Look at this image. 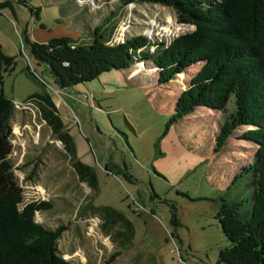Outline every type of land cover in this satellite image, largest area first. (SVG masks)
<instances>
[{"label":"rangeland","instance_id":"1","mask_svg":"<svg viewBox=\"0 0 264 264\" xmlns=\"http://www.w3.org/2000/svg\"><path fill=\"white\" fill-rule=\"evenodd\" d=\"M26 1L29 6L14 0L15 16L8 8L0 10V46L16 62L15 69L5 74L1 88L15 105L10 158L23 188L20 208L36 200L52 203L34 218L51 229L67 224L57 248L72 263L223 264L218 260L219 250L229 246V241L215 218V203L202 199L211 195L212 189L207 182V165L216 172L210 175L212 179L219 174L217 180L225 182L227 176L248 163L256 146L237 139L238 132H243L239 129L221 151H213L221 113L197 107L161 139L164 155H154L153 149L167 120L165 112L174 110L177 97L201 65L195 64L168 83L159 84L158 70L151 63L138 62L131 74H143L152 81L145 77L132 82L127 76L118 82L112 77L117 71H111L87 84L63 89L22 41L25 35L37 42L63 36L88 40L97 26L108 33L112 30L111 40L117 43L139 34L152 41H171L192 31L194 25L180 23L172 8L159 4ZM45 91L56 100L79 158L95 169L98 189L94 192L73 173L62 144L36 106L27 101L32 94ZM228 107L232 109V101ZM176 136L183 140V136H192L189 149H183ZM173 140L183 147L177 144L174 155ZM202 140L207 141V152H203L206 145ZM124 163L133 178H124ZM222 182L214 180L218 189ZM97 206L124 212L132 224L131 231L124 229L129 244L115 243Z\"/></svg>","mask_w":264,"mask_h":264},{"label":"trees","instance_id":"2","mask_svg":"<svg viewBox=\"0 0 264 264\" xmlns=\"http://www.w3.org/2000/svg\"><path fill=\"white\" fill-rule=\"evenodd\" d=\"M17 1L29 6L26 0ZM127 2L168 6L176 12L180 23L192 24L194 29L171 41H152L139 34L117 43L111 40L112 30L108 33L100 26L94 28L88 40L75 41L63 36L37 42L25 35L22 41L27 42L36 62L45 65L55 84L63 89L87 84L111 71H117L112 77L119 79L123 75L129 81L139 82L147 76L131 74L138 62L151 63L158 70L159 84L168 83L195 64L201 65L177 97L174 110L165 112L167 120L153 144L154 155L161 153L160 141L172 126L197 107L221 113L213 151H221L228 138L236 130H242L237 139L256 146L250 160L227 176L225 182L217 180L219 174H215V178L207 181L211 195L202 199L215 203V218L229 241V246L219 250V262L264 264V0H125L124 3ZM2 8L16 15L14 0H0ZM36 11L38 16L40 10ZM15 64V58L6 55L0 46V264H77L64 258L57 248L67 224L51 229L35 221L36 212L51 208L49 200L31 201L20 208L23 188L10 158L15 105L1 88L5 74L11 73ZM27 101L36 106L41 119L62 144L79 181L85 182L91 191L97 190L95 169L77 157L73 137L64 129L53 96L47 91L34 93ZM231 101L232 109L228 107ZM226 111L229 113L222 116ZM181 137L184 148L189 149L192 136H183L184 140ZM201 142L206 145L203 152H207V141ZM123 168L124 178L131 177L126 165ZM213 172L211 169L209 174ZM214 180L222 182L223 187H215ZM107 219L112 223L107 231L119 225L124 244H129L126 231H131L132 224L124 214L112 209ZM175 222L173 219L172 223Z\"/></svg>","mask_w":264,"mask_h":264},{"label":"crops","instance_id":"3","mask_svg":"<svg viewBox=\"0 0 264 264\" xmlns=\"http://www.w3.org/2000/svg\"><path fill=\"white\" fill-rule=\"evenodd\" d=\"M122 79H121V78ZM135 78V77H134ZM119 79H121V80H119ZM119 82H122L123 80H124V78H123V75L122 76H119ZM79 86V85H78ZM75 88V87H74ZM56 101V100H55ZM56 103V102H55ZM56 106H57V103H56ZM59 111V110H58ZM59 113H60V111H59ZM61 115V114H60ZM172 129V128H171ZM174 139H180V138H178V136H176ZM73 141H74V139H73ZM178 145H180L181 147H182V143H180V142H178L177 143ZM177 144H175V141L173 140V145H172V147H174V153H173V155L174 154H176L177 152L175 151V148H176V146H177ZM161 145V144H160ZM160 145H159V149H160ZM74 146H75V149H76V145H75V142H74ZM179 146V147H180ZM183 148V147H182ZM183 149H186V148H183ZM185 151V150H184ZM65 152V151H64ZM76 152H77V149H76ZM160 154H158V155H164L165 153L164 152H162L161 150H160ZM179 153H182V152H179ZM76 155H77V157L79 158V156H78V154L76 153ZM203 156H206V157H208L209 155L207 154V155H203ZM80 159V161L81 162H83V163H85V164H87V165H90V163L87 161V160H84V159H81V158H79ZM207 161L206 162H208V159H206ZM123 165H125V163L123 164ZM209 165V164H208ZM207 165V167H208V169H207V181H209V180H211L212 178H211V174H209V172L211 171V169L213 168V167H209ZM90 166H92V165H90ZM73 169V168H72ZM73 173H75V175L77 176V174H76V172L73 170ZM131 177L133 178V175H131ZM214 184V183H213ZM215 186V185H214ZM215 187H217V186H215ZM222 188V187H221ZM91 191V190H90ZM91 192H94V191H91ZM97 208H98V211L99 212H103V218H104V221H105V223L109 226L110 224H112V223H108V219H107V214H109V213H112V209L113 210H117L118 212H121L122 214H124V212L123 211H121V210H118V209H115V208H113V207H111V206H97ZM77 216V215H76ZM124 216H125V214H124ZM111 226V225H110ZM120 226L118 225V226H115L114 228H112L113 229V231H109L108 233H110L111 235H113V238H114V241H115V243H117L118 245H122V244H124V239H123V234L121 235L120 234V232H119V230H120ZM108 229V228H107ZM106 229V230H107ZM110 235V236H111ZM118 237V238H117ZM120 255V254H119ZM116 258H121V257H119V256H117ZM115 262V261H114ZM91 263H93L92 261H91Z\"/></svg>","mask_w":264,"mask_h":264}]
</instances>
